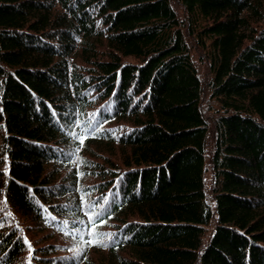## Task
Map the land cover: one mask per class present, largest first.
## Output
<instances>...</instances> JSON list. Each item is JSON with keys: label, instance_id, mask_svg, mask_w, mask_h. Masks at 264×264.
<instances>
[{"label": "trees", "instance_id": "1", "mask_svg": "<svg viewBox=\"0 0 264 264\" xmlns=\"http://www.w3.org/2000/svg\"><path fill=\"white\" fill-rule=\"evenodd\" d=\"M0 224V264H264V0H0Z\"/></svg>", "mask_w": 264, "mask_h": 264}, {"label": "snow or ice", "instance_id": "2", "mask_svg": "<svg viewBox=\"0 0 264 264\" xmlns=\"http://www.w3.org/2000/svg\"><path fill=\"white\" fill-rule=\"evenodd\" d=\"M96 127H92V122H89L87 125H84V132L85 135L88 136L90 135V133H94V132H98L100 131V121H96ZM81 125H77V127H80ZM71 135V133H70ZM75 138L79 141V144H84L85 140L81 139L79 137V135H76ZM76 151H80L79 147L76 149ZM75 155L74 152H70L67 153L66 156L69 160L72 159V157ZM79 163L81 164H87L86 161H80ZM32 191V190H30ZM105 203H107V201H105ZM46 211V209H45ZM9 215H11V213H9ZM55 217L52 215H49L47 217H45V223H48L51 220H54ZM97 219H103V214L102 213H95L93 218H92V223H95ZM0 226H2V224H0ZM77 232H79V229H76ZM90 235H92V239L89 240H85L84 243L90 246H99V247H103V248H109L114 246L115 244L120 243L119 240L114 239L112 234H108V233H102V232H95V231H91ZM127 239V238H126ZM23 242L25 245H27L28 249L31 251L32 250V246L30 244V242L26 239L23 238ZM77 251H79L81 253V255H83L84 249H77ZM74 259H79V257H75ZM29 264H31V261L29 262Z\"/></svg>", "mask_w": 264, "mask_h": 264}, {"label": "rangeland", "instance_id": "3", "mask_svg": "<svg viewBox=\"0 0 264 264\" xmlns=\"http://www.w3.org/2000/svg\"><path fill=\"white\" fill-rule=\"evenodd\" d=\"M203 69V68H202ZM110 159H112L113 160V158H111L110 157ZM206 174V177L208 176V172L207 173H205ZM207 182V181H206ZM208 185V183H206V186ZM25 233H26V236L30 239V241H31V243L34 245V243H36L37 241H35V238L34 237H37V234L34 232V231H28V230H26L25 231ZM39 243L37 242V245H38ZM27 254V252L25 251L24 252V256Z\"/></svg>", "mask_w": 264, "mask_h": 264}]
</instances>
